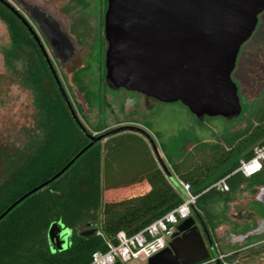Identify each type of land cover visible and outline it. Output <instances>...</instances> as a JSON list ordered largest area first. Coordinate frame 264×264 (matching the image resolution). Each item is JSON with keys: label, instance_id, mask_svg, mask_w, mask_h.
Segmentation results:
<instances>
[{"label": "trees", "instance_id": "obj_1", "mask_svg": "<svg viewBox=\"0 0 264 264\" xmlns=\"http://www.w3.org/2000/svg\"><path fill=\"white\" fill-rule=\"evenodd\" d=\"M0 20L9 29L14 56L22 47H30L48 84L43 87L34 83L40 103L41 136L35 139L37 145L33 148V143L28 151L22 152L0 149L1 215L23 195L55 176L89 141L72 119L38 45L16 16L1 3ZM5 63L8 68H12L9 59ZM72 79L89 103L91 92L81 85L77 74ZM98 83L100 104L104 108L108 107L104 96L107 88L103 70ZM71 105L78 117L80 106ZM246 109L243 118L245 127L240 131L231 132L229 127L215 145L196 141L194 151L205 147L211 151V159L198 168L190 165L192 154L181 153L177 146L171 147L173 151L163 146L174 174L180 181L189 184L193 195H198L195 204L204 211L203 205L210 196L228 195L249 182L252 187L251 178L258 174L250 178H245L239 172L231 175L226 180L229 193L215 189L205 191L214 182L232 174L240 160L251 159L255 145L264 147V119L254 129L249 109ZM79 121L91 134L92 130L86 121ZM93 130L99 134L100 127H94ZM100 143L84 151L64 173L25 197L0 219V264H88L95 252L107 250L105 239H113L119 231H125L128 235L136 233L182 203L181 194L164 179L162 171L152 161L150 164L155 169L151 173L154 178L147 194L131 199L119 211L111 210L115 204L104 205L102 176H110L111 163L120 164L129 159L144 167L146 163L143 161L150 150L140 136L129 133L127 139H120L110 146L106 159L102 161ZM140 158L143 161L140 162ZM150 164L147 165L149 169ZM55 222L71 231L69 244L62 250L52 249L47 239L48 228ZM88 224L96 232L88 237L80 236ZM97 231L101 235L96 234ZM209 261L210 258L201 264Z\"/></svg>", "mask_w": 264, "mask_h": 264}, {"label": "water", "instance_id": "obj_2", "mask_svg": "<svg viewBox=\"0 0 264 264\" xmlns=\"http://www.w3.org/2000/svg\"><path fill=\"white\" fill-rule=\"evenodd\" d=\"M1 2L16 14L9 4ZM263 12L264 0H106L104 84L108 90L124 89L158 103H179L198 122L215 117L232 121L242 114L232 73L242 45L256 30ZM32 18L37 21L40 33L49 40L54 55L64 64L76 57L78 48L51 12L36 8ZM23 23L33 35L72 119L89 142L55 176L7 208L0 219L25 197L64 173L88 148L124 131H136L148 138L162 172L171 185L183 193L145 131L121 126L95 136L85 130L39 38L25 21ZM260 194L264 196V187ZM182 197L186 198L185 194ZM258 201L264 204V199ZM201 226L205 239L195 219L188 217L178 225L168 247L149 258L146 264L207 261L215 255V249L202 222ZM95 232L88 224V229L80 232V236L88 237ZM70 235V229L56 222L47 231L52 249H65Z\"/></svg>", "mask_w": 264, "mask_h": 264}, {"label": "rangeland", "instance_id": "obj_3", "mask_svg": "<svg viewBox=\"0 0 264 264\" xmlns=\"http://www.w3.org/2000/svg\"><path fill=\"white\" fill-rule=\"evenodd\" d=\"M44 3L57 6L60 14L66 15L73 22L75 33L85 36L81 44L82 50L76 47L78 48L76 56H78L63 66L59 80L66 94L69 95L71 104L75 105V101L82 104L87 115L86 124L92 130L91 134L95 135L93 128L99 126L102 116L106 119L105 125L110 129L130 125V123H126L128 120L142 123L143 110L138 106L141 97L130 92L107 91L106 98L110 107L104 110L102 116L97 114L96 104L98 101L95 86L99 77L97 69L100 62L99 57L102 55L105 4L103 2L101 4L100 0H44ZM91 22L92 24H90ZM41 43L50 57L48 48L43 41ZM13 51L9 29L0 20V149L6 152H22L28 151L33 143L34 148L37 145L35 139L41 136L38 110L40 103H38L37 93L34 90V83L43 87H47L48 84L30 47L24 46L17 50V56H14L15 52ZM6 59H9L11 69L7 67ZM75 74L81 81V85L91 92L89 98L92 105L90 108L85 102L87 100L77 90L76 84L73 82L72 78ZM232 79L239 88V96L244 105L254 97V90H256V95L264 87V12L259 16L256 30L241 47ZM128 98L133 99L132 108L124 106ZM126 106L129 105L126 104ZM124 109L126 111H123ZM78 118L81 119L79 115ZM235 120L228 122L220 117H215L198 122L187 108L179 103H159L155 112L148 115L143 123H148L145 129L153 140L155 141L157 138L159 143L170 151L174 150L171 148L172 138L180 132H188L191 139L186 140L180 148V152L185 155L192 154L190 165L192 168H198L211 159V151L208 147L194 151L196 141L199 140L206 145L218 144L229 127L231 132L245 127V122L237 123ZM128 134V132H123L101 141L102 161L106 159L110 146L120 139H127ZM148 148L150 150L149 146ZM158 152L175 181L179 185L186 184L174 174L169 161L159 148ZM146 158L145 161H143L144 157L140 158V162L146 163L144 167L129 159L121 161L120 164L111 163L110 176H102V203L104 205L115 204L111 210L119 211L131 199L145 195L151 190L154 178L151 170L155 168L150 163L153 161L159 169L160 166L151 150L149 154L147 153ZM148 164H150V169ZM162 176L171 184L164 173ZM254 178L251 179L254 180ZM249 183L240 190L228 192V195L210 196L203 205L206 212L197 204L191 210L190 216L195 219L201 234V224L197 217L207 228L217 257L222 256L219 259L221 264H264V238H253L237 244H234L232 238L230 240L231 234L239 236L247 231L246 225H241V220L238 219V217H242V212L255 209L257 215L264 216V204L250 202L248 193H250L251 187ZM180 194L183 196L185 193L183 191ZM234 214H238V217H234L236 216ZM212 257L211 255L210 259ZM126 264H145V262L133 260ZM206 264L214 263L209 261Z\"/></svg>", "mask_w": 264, "mask_h": 264}, {"label": "flooded vegetation", "instance_id": "obj_4", "mask_svg": "<svg viewBox=\"0 0 264 264\" xmlns=\"http://www.w3.org/2000/svg\"><path fill=\"white\" fill-rule=\"evenodd\" d=\"M2 1H4L7 4H9L16 11V14L13 13L0 0V3L2 5H4L10 12H12L14 14V16H16V18L19 20V22H21V24H23V26L25 28H26V26L24 25L23 21H25L28 24V26L31 28V30L39 38L40 42L43 41L44 45L48 48V53L50 54V57L47 54V56L49 58V61H50L51 65H52L55 73L57 74V76L59 78V74H61V72L63 71V66H66V64H64L59 57L54 55V50H53L49 40L47 39V37H45L44 35H42L40 33L39 25H38L37 21L32 18L33 10L36 9V8H41V9L47 10L48 12H51V14L56 19H58L60 21L61 25L64 27L66 35L73 41L75 46L79 47L81 50H82L81 44H82L85 36H81V34L75 33L74 25H72L73 22L71 21V19H69L64 14H60V10L57 8V6L56 7L52 6L54 4H45L44 0H2ZM100 2H101V4H103V3L105 4V6H104V13H105L106 0H100ZM103 19H104V14H103ZM90 24H92V22ZM28 32H29V30H28ZM91 33L93 34V32H91ZM30 35L34 39V37H33V35L31 33H30ZM106 49H107V43L105 41L104 34H103L102 55L99 57L100 62H99L98 67H97V69L99 71V75L102 73V70H103V73H104V61H105V51H106ZM61 85H62V83H61ZM62 87H63V85H62ZM95 88H96V94H97L96 96H97V101H98V103L96 104V106L98 107L97 108V114L100 115V116L103 115L104 110L106 108L110 107V105L108 103V100L106 98V92L107 91L116 92V93H119L121 91H123L125 93L128 92V91H126L124 89H119L117 91H111V90L105 89L104 90V96L106 98V102L108 103V107L104 108L103 106H101L100 101H99L100 100V95H99V83H98V80H97ZM237 88H238V86H237ZM63 89H64V87H63ZM64 92H65V89H64ZM255 92H256V90H254V92H253L254 93V95H253L254 97L249 99L248 103H246L244 105L241 102V99H240V96H239V88H238V96H239L240 104H241V107H242V114H241L240 117L236 118V120L234 119L237 123L245 122V120L243 118H244V115H246V112H247L246 108H248L249 112H250V116L252 118V123H253V128L254 129H256L259 126L260 121L264 119V87L261 88L260 91L256 95H255ZM130 93H132V92H130ZM134 94L139 96V97H141V100L139 101L138 106L141 107L142 110H143L142 123H138V122H135V121H129L128 120V121H126V123H130V125H123V126L137 127L139 129L145 131L149 135L151 140H153V138L151 137L150 133L147 131V129H145L148 123L144 124L143 121L145 120L146 117H148V115L153 114L155 112L156 108L159 106V103L154 101V100L147 99L141 94H138V93H134ZM71 95H72V92H71ZM67 97L69 99V95H67ZM132 101H133L132 98H128L126 100V102L124 103V106L126 108H129V107L132 108L133 107V102ZM75 102H76L75 104H78L80 106V109H81V111L78 112V115L81 117V119L83 121H87V115H86V113L84 111V108H83L82 104H80L77 101H75ZM85 102L88 105V107L90 108L91 105H92L91 101L89 103H87V101H85ZM126 104H128L129 106H126ZM89 108H87L88 111H89ZM123 111H126V109H124ZM105 120L106 119H104V117L102 116L101 119H100V124H99L100 132H99V134L95 133V136L104 134L106 132H109V131H111L113 129L118 128V127L111 128V129L108 128L105 125ZM119 127H121V126H119ZM240 130L241 129H239L237 131H240ZM124 132L136 134V135L140 136L144 141L146 140L145 143L150 147V150L152 151L150 142H149V140H148V138L146 136H144L143 134H141L139 132H136V131H124ZM121 133H123V132H121ZM118 134H120V133H118ZM115 135H117V134H115ZM115 135H112V136H115ZM154 138H156V137H154ZM189 139H191L190 134L188 132H184L183 131V132L178 133V135L175 136L174 138H172V140L170 142H171L172 146H177L178 148H181L185 144L186 140H189ZM155 141L153 140V142L156 145L157 150L159 148L161 153L165 157V154L163 152V146L164 145L159 143L157 138L155 139ZM255 147H259V146L255 145L253 147V150H254ZM152 153H153V151H152ZM263 187H264V163L262 165L261 170L258 172L257 176L254 178L250 193H248L249 196H250V202L254 201V202L258 203V204H261V203H259L258 200L260 198L264 199V196H261V194H260V189L263 188ZM256 212L257 211H255V209L254 210L250 209L249 212H242V214H241L242 217H238L237 216L238 214H234V215H236L234 217H238V219L241 220L240 221L241 225H246V227H247V231L244 232L243 235L242 234H240L239 236H235L233 234L230 235V240L232 238V241L234 242V244H237V243H239L241 241L245 242V241L251 240L253 238H264V216L257 215ZM263 213H264V210H263ZM201 222H200V224H201ZM201 229H202V234H203V236L205 238V234L203 232L202 226H201ZM205 229L207 231V235L209 236L208 230H207L206 227H205Z\"/></svg>", "mask_w": 264, "mask_h": 264}, {"label": "built area", "instance_id": "obj_5", "mask_svg": "<svg viewBox=\"0 0 264 264\" xmlns=\"http://www.w3.org/2000/svg\"><path fill=\"white\" fill-rule=\"evenodd\" d=\"M263 163L264 147H255L251 159L240 160L238 168L232 174L214 182L205 191L215 189L220 192H228L229 186L226 180L231 175L239 172L245 178H250L261 170ZM180 186L186 196V198L181 196L182 203L180 205L136 233L128 235L125 231H119L113 239H105L107 250L95 252L88 264H126L133 260H139L146 264L149 258L167 248L178 225L190 217L198 197L191 193L189 184ZM96 234L101 235L100 232ZM220 258L222 256L217 257L215 250V255L210 259V262L219 263Z\"/></svg>", "mask_w": 264, "mask_h": 264}]
</instances>
